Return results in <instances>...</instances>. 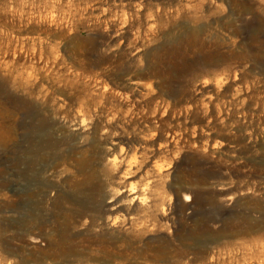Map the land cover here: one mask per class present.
Returning a JSON list of instances; mask_svg holds the SVG:
<instances>
[{"label": "rangeland", "instance_id": "obj_1", "mask_svg": "<svg viewBox=\"0 0 264 264\" xmlns=\"http://www.w3.org/2000/svg\"><path fill=\"white\" fill-rule=\"evenodd\" d=\"M0 264H264V0H0Z\"/></svg>", "mask_w": 264, "mask_h": 264}, {"label": "bare ground", "instance_id": "obj_2", "mask_svg": "<svg viewBox=\"0 0 264 264\" xmlns=\"http://www.w3.org/2000/svg\"><path fill=\"white\" fill-rule=\"evenodd\" d=\"M138 12H137V17H138V19L141 21V19L143 18V17H146V18H148V19H150L151 18V15H152V9H147V10H145V12H143L144 11V3H141V4H139L138 5V10H137ZM126 15H127V13H126ZM152 22H150L149 23V28H151L152 27ZM155 135V134H154ZM160 138V137H159ZM140 145H142V144H140ZM144 147V146H143ZM136 148V149H135ZM134 149H135V154H137V153H139L140 152V149H139V146L138 147H135ZM132 150H133V148H132ZM129 154V153H128ZM138 156V155H137ZM137 158V157H136ZM111 163L113 164V165H119L120 163H119V161H118V157L117 156H115L114 155V157H112L111 158ZM155 163V162H154ZM153 165H155V164H153ZM133 166V162H126V164L124 165V173L125 174H129V171L131 170V167ZM163 165H160L159 167H158V169L160 170V171H162V169H163ZM130 194V193H129Z\"/></svg>", "mask_w": 264, "mask_h": 264}]
</instances>
